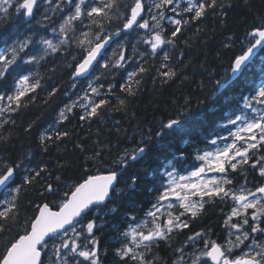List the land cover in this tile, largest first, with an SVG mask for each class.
<instances>
[{"label":"snow or ice","instance_id":"6c2138e0","mask_svg":"<svg viewBox=\"0 0 264 264\" xmlns=\"http://www.w3.org/2000/svg\"><path fill=\"white\" fill-rule=\"evenodd\" d=\"M240 3L250 10V0ZM232 6L221 0H130L123 4L121 0H0V25L9 22L0 35L15 28L22 36L0 50V83L8 85L0 88V147L11 143L16 115L45 91L44 77L33 66L49 62V57H62L70 70L69 86L63 92L68 99L39 137L40 150L47 152L51 144L70 135L59 127L70 117L78 114L79 121L90 122L108 106L126 107L128 97L137 95L145 73L154 71L165 83L174 79L177 73L166 46L175 47L183 28L198 25L209 15L223 16L224 8ZM231 39L224 47H232ZM241 44L240 54L230 65L232 75L215 81L217 92L238 78L256 51L264 48V13L257 14ZM118 73L122 81L118 89L124 95H116L114 103L117 83L109 77L114 80ZM249 84L251 92L242 98L243 111L228 116L227 134L217 133L218 139H211L213 150L198 152L196 166L184 174L173 167L155 175L150 189L155 196L147 201L150 206L144 217L138 220L134 211L136 207L144 211L140 203L129 209L131 216L124 214L126 230L117 229L113 264H157L161 242L172 247L171 241L180 234L186 240L174 249L171 264H264V181L249 186L251 173L264 178V82L258 87L252 81ZM60 91L58 84L47 87L44 103ZM188 104L186 100L177 117L162 121L154 134L149 130L131 151L105 160L103 150L93 149L86 157L85 170L72 183L48 164L33 166L31 153L13 162L0 159V189L5 190L0 198V240L4 241L0 264H103L96 236L101 209L106 215H116L120 208L115 198L127 195L135 200L141 177L125 173L143 157L149 142L184 128ZM30 130L31 125L26 128ZM76 146L84 151L82 145ZM186 157L181 151L177 165H183ZM92 167L97 171L92 172ZM238 176L243 182L236 184ZM122 180L123 189L119 187ZM29 190L36 193V199L25 205L22 192ZM209 204L220 206L226 233L223 244L211 239L210 230L186 231Z\"/></svg>","mask_w":264,"mask_h":264},{"label":"trees","instance_id":"16d2710c","mask_svg":"<svg viewBox=\"0 0 264 264\" xmlns=\"http://www.w3.org/2000/svg\"><path fill=\"white\" fill-rule=\"evenodd\" d=\"M127 2L130 0H121L122 4ZM221 2L225 5L231 2L233 6L225 7L223 16L209 15L202 23L198 22V25L192 24L183 28L176 37L175 47L166 46L172 55L171 64L177 73L174 79L165 83L154 71L145 73L137 95L128 97L126 107L115 110L112 106H108L101 116L93 118L90 122L79 121L78 114L70 117L59 126L70 135L51 144L47 152L40 150L39 137L54 123L59 109L68 99L63 92L69 86L70 70L67 69L62 57H49V62L33 66V70L44 77L42 83L46 85L45 91L39 92V99L35 104H29L16 115L11 143L6 148L0 147V159L13 162L24 159L31 153L33 166L48 164L51 166L50 170L60 172L69 183L74 182V178L85 170L86 157L92 155L93 149L103 150L105 160H111L118 153L126 150L131 151L142 138H146L149 130L154 134L162 121L177 117L185 108V101H189L187 107L190 111L184 117V128L149 142L143 157L132 163L125 173L126 176L137 174L141 177L137 191L134 193L135 200L127 195L115 198L114 203L120 208L116 215H106V210L101 209L97 218V223L101 227L96 232V236L99 240L103 264H113L112 251L118 247L115 239L117 229L126 230L127 221L124 214L127 212L131 216L133 213L129 209L133 204L140 203L143 204L144 211L136 207L135 214L138 220L145 216L150 206L147 201L155 196L150 190L152 179L155 175L161 174L165 169L164 165L171 160L173 154L183 151L190 160L192 148L207 145L212 136L225 131L224 123L227 122L228 112L233 108L237 110L242 107L243 96L251 92L249 81L254 82L256 86L259 82H264L263 48L240 77L222 92L216 91L215 81H223L225 77L230 76V65L234 56L241 52V42L245 39V32L256 20L257 14L264 13V0H250V10L245 8L240 0H221ZM8 23L0 25V33L5 32ZM18 36L22 38L20 31L15 28L10 29L8 35H0V50L11 44ZM228 37L232 38V47L226 48L224 44ZM129 55H132L130 49ZM68 60L70 61L71 57H68ZM159 62V59L155 61L156 66ZM109 80L117 83L116 94L112 97L115 103L116 95H124L118 89L119 83L122 82L121 74L118 73L114 80L109 77ZM53 84H58L61 91L45 104L47 87ZM7 87V84L0 83V88ZM230 96L233 100L227 99ZM29 125L31 130L26 131ZM77 144L82 145L84 151H81ZM27 163L29 161L25 160V164ZM58 164L63 167H57ZM91 171L96 172L97 169L92 167ZM103 172H107V168L103 169ZM21 174L22 170L17 175V182L20 181ZM255 178L249 177V180L254 183L257 181ZM242 182L243 177L238 176L235 183ZM39 187L36 185V188ZM119 187L121 189L125 187L123 180ZM33 199H36L34 191L29 190L26 194L22 192L23 204L27 205ZM219 207L206 205L204 213L193 222L191 229L186 230L188 234L210 230L213 236L223 237L225 230ZM227 210L225 208V211ZM23 214L22 211L21 215ZM185 238L184 234L176 236L171 241L172 247L161 242L156 250L161 257L157 264H170L176 255L174 249L183 245ZM3 243L4 241L0 240V246ZM105 251L107 255H104Z\"/></svg>","mask_w":264,"mask_h":264},{"label":"rangeland","instance_id":"374dc122","mask_svg":"<svg viewBox=\"0 0 264 264\" xmlns=\"http://www.w3.org/2000/svg\"><path fill=\"white\" fill-rule=\"evenodd\" d=\"M145 18H148L147 16L145 17ZM243 111V106L242 107H240L239 109H237L236 110V108H233V109H231L229 112H228V116L229 115H231V114H241V112ZM228 116H227V118H228ZM227 124V122H225L224 123V125H226ZM220 135H226L227 134V129L225 128V131L224 132H221V133H219ZM211 139H218V136H217V134L216 135H214ZM211 139L209 140V144L208 145H206V146H204V147H199V148H193V154L191 155V160L190 161H193V162H195V160H194V157H195V155L199 152V153H202V151L203 150H213V147L214 146H212L211 145ZM166 164V163H165ZM165 166V169H168V168H173V167H175V169L176 170H179L180 172H181V174H184V172L187 170V169H189V168H194L195 166H196V164L193 166V163H191V162H189L188 161V159H186V161L183 163V165H177V161H176V159H171L166 165H164ZM246 167V166H245ZM164 169V170H165ZM164 170L161 172V174L164 172ZM250 187H252V186H250ZM211 239H213V237H212V233H211ZM185 242V241H184ZM225 242V241H224ZM223 242V243H224ZM222 243V244H223ZM199 247H203V245H202V243L199 245ZM243 247V246H242ZM188 251H191V249H189ZM234 255H235V253H234ZM176 256V255H175ZM175 256L172 258V260L175 258ZM185 259H187V257H185ZM172 260H171V262H172ZM171 264V263H170Z\"/></svg>","mask_w":264,"mask_h":264},{"label":"flooded vegetation","instance_id":"af4514ba","mask_svg":"<svg viewBox=\"0 0 264 264\" xmlns=\"http://www.w3.org/2000/svg\"><path fill=\"white\" fill-rule=\"evenodd\" d=\"M255 176H256L257 178H255ZM249 177H250V178H251V177H252V178L254 177V178L257 180L256 182L250 184L249 186H253V185L259 184L261 181H264V178H260V177H258V175H256L255 173H251V174L249 175ZM225 236H226V233L223 234V237H222V236L219 237L218 235H217V236H213V235H212L213 240H216L218 243H221V244L225 241ZM175 237H176V236H175ZM175 237H174V238H175ZM185 240H186V238L184 239V241H185ZM246 243H247V242H246ZM239 251H240V250H237L235 254H238Z\"/></svg>","mask_w":264,"mask_h":264},{"label":"bare ground","instance_id":"6f19581e","mask_svg":"<svg viewBox=\"0 0 264 264\" xmlns=\"http://www.w3.org/2000/svg\"><path fill=\"white\" fill-rule=\"evenodd\" d=\"M253 61H254V60H253ZM260 83H261V82H259L258 84H260ZM223 90H224V89L220 90L218 93L222 92ZM227 116H228V115H227ZM212 137H213V136H212ZM210 139H211V138H210ZM210 139H209V140H210ZM208 144H209V141H208ZM208 144H207V145H208ZM205 146H206V145H205ZM202 147H204V146H202ZM194 148H199V147H194ZM192 152H193V148H192ZM192 154H193V153H192ZM178 155H179V154H173V157H172V158H173V159H176V157H177ZM172 158H171V159H172ZM188 158H189V157L187 156L186 159H188ZM190 160H191V159H190ZM190 160L188 159L189 162H192V161H190ZM193 163L197 164V162H193ZM145 218H146V217H145Z\"/></svg>","mask_w":264,"mask_h":264},{"label":"water","instance_id":"95a60500","mask_svg":"<svg viewBox=\"0 0 264 264\" xmlns=\"http://www.w3.org/2000/svg\"><path fill=\"white\" fill-rule=\"evenodd\" d=\"M262 49H263V48H262ZM262 49H259V50L256 51L254 57L251 59V63H252L253 60H254V59L260 54V52H261ZM231 75H232V74H231ZM231 75H230V76H231ZM239 77H240V76H239ZM236 79H237V78H236ZM236 79H235V80H236ZM233 81H234V80H233ZM233 81H232V82H233ZM3 192H4V190L0 189V196L2 195Z\"/></svg>","mask_w":264,"mask_h":264}]
</instances>
